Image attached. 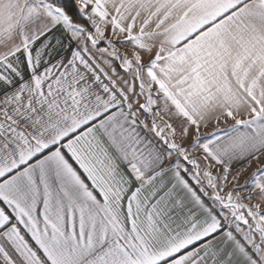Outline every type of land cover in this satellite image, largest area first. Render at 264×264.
Segmentation results:
<instances>
[{
	"label": "snow or ice",
	"instance_id": "obj_1",
	"mask_svg": "<svg viewBox=\"0 0 264 264\" xmlns=\"http://www.w3.org/2000/svg\"><path fill=\"white\" fill-rule=\"evenodd\" d=\"M0 264H264V0H0Z\"/></svg>",
	"mask_w": 264,
	"mask_h": 264
}]
</instances>
